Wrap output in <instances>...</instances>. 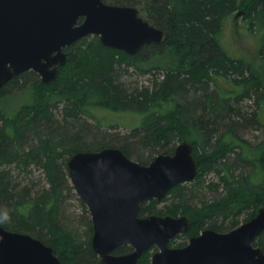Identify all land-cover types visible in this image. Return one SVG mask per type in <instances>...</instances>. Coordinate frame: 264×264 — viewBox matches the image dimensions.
Wrapping results in <instances>:
<instances>
[{"label":"trees","instance_id":"16d2710c","mask_svg":"<svg viewBox=\"0 0 264 264\" xmlns=\"http://www.w3.org/2000/svg\"><path fill=\"white\" fill-rule=\"evenodd\" d=\"M104 2L141 7L142 18L165 32L164 42L130 56L102 46L96 36L82 38L65 49L67 62L55 81L44 84L28 71L0 90V214L9 215L0 226L39 239L62 264H101L91 247L90 222L77 232L62 220L64 197L73 190L67 160L76 152L118 148L147 165L188 142L199 166L195 180L170 189L160 201L170 204L157 209L159 202L151 200L138 214L186 216L189 229L171 247H184L206 229L228 232L264 208V138L251 142L241 135L259 119L235 108L255 97L264 109V79L218 42L224 20L241 12L261 23L264 59V0ZM129 69L149 76L150 85L131 89L122 79ZM21 91L26 102L11 105ZM102 111L138 115L140 121L120 135L117 128L127 125L105 123L97 115ZM30 168L41 169L46 183L22 187V173L33 182ZM253 245L264 252V230ZM130 251L123 246L114 253ZM149 258L145 252L137 264H149Z\"/></svg>","mask_w":264,"mask_h":264},{"label":"water","instance_id":"95a60500","mask_svg":"<svg viewBox=\"0 0 264 264\" xmlns=\"http://www.w3.org/2000/svg\"><path fill=\"white\" fill-rule=\"evenodd\" d=\"M89 36L130 56L166 38L135 7L104 0H0V90L28 71L44 84L55 81L67 62L64 50ZM67 170L74 192L90 212L91 247L101 264H137L151 247L157 248L151 264H264V252L253 245L264 230V208L228 232L203 230L181 248L169 242L188 231L186 216L139 217L142 204L160 201L174 186L195 180L199 166L186 141L147 165L118 148L76 152L68 158ZM122 246L132 251L112 254ZM0 264L62 263L39 239L0 226Z\"/></svg>","mask_w":264,"mask_h":264},{"label":"rangeland","instance_id":"374dc122","mask_svg":"<svg viewBox=\"0 0 264 264\" xmlns=\"http://www.w3.org/2000/svg\"><path fill=\"white\" fill-rule=\"evenodd\" d=\"M138 11L140 12L139 14L141 15V17L145 16V13L143 12L141 7H139ZM260 39L261 23L255 20L245 19L244 14L241 12H235L228 18H226L222 24L221 32L218 35V42L229 57L233 59H242L249 62L252 65L253 71L259 75H261L264 69V59L260 55ZM122 79L131 89H133L134 87L140 89L144 86L150 85L149 76H141L132 69H129L128 73H126L122 77ZM221 84L223 86L229 87L228 84L224 82H222ZM23 93L24 92L22 91L17 93V99H15L11 105L25 103L26 95L24 96ZM235 108L239 109V111L243 115L248 116V118H250V116H253V114L255 113L257 114L256 118L257 120L259 119V124L253 125V127H249L241 131V135L251 142H257L262 140L264 138V109L261 105L256 102V98L253 97L251 99H244ZM97 115L98 117H101V120H103L105 123H112L113 125H127L124 127L117 128L115 132L120 135L127 134L129 131L128 128H130L131 125H135L137 124V122L140 121V117L138 115L116 114L108 111L98 112ZM87 122L91 125L95 124L94 122H92V120H87ZM113 131L114 130L112 129L111 132ZM131 159L135 161V159ZM149 160L150 159H148V161ZM29 171V180H32L33 182L25 180L24 174L22 173L18 178L21 182L22 187L26 186L34 188V186H42L46 183L44 174L42 173L41 169L30 168ZM160 201H157L159 202V204L156 205L157 209H161L164 206L170 204L169 199L168 201L164 202ZM62 210V220L64 221L63 223L71 230L83 232L86 229V225L83 222L87 220L90 222L92 227L90 212L88 208L83 204V202L79 199V197L76 195L74 189L70 193L66 194V196L64 197L62 203ZM179 216L183 215H177L174 217ZM149 264H151V258H149Z\"/></svg>","mask_w":264,"mask_h":264},{"label":"flooded vegetation","instance_id":"af4514ba","mask_svg":"<svg viewBox=\"0 0 264 264\" xmlns=\"http://www.w3.org/2000/svg\"><path fill=\"white\" fill-rule=\"evenodd\" d=\"M65 51V50H64ZM40 79V78H39ZM156 216V215H155ZM170 243V242H169ZM170 246V245H169ZM123 247V246H122ZM171 247V246H170ZM120 248V247H119ZM172 248H176V247H172ZM181 248V247H180ZM118 249V248H117ZM116 249V250H117ZM116 250H114L113 252H112V254L113 255H125V254H115L114 252L116 251ZM131 251H132V249H131ZM130 251V252H131ZM130 252H128V253H130ZM147 252H149V253H151V256L155 253V252H157V248L156 247H151L150 248V250H148ZM128 253H126V254H128ZM151 256H150V258H151Z\"/></svg>","mask_w":264,"mask_h":264},{"label":"clouds","instance_id":"9594fccd","mask_svg":"<svg viewBox=\"0 0 264 264\" xmlns=\"http://www.w3.org/2000/svg\"><path fill=\"white\" fill-rule=\"evenodd\" d=\"M8 219H9V215L7 212L0 214V220H8Z\"/></svg>","mask_w":264,"mask_h":264}]
</instances>
